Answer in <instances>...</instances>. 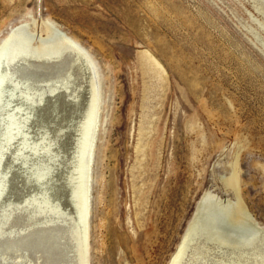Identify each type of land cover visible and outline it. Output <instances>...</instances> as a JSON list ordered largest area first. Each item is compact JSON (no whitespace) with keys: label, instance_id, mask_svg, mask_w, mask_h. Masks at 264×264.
<instances>
[{"label":"rangeland","instance_id":"obj_1","mask_svg":"<svg viewBox=\"0 0 264 264\" xmlns=\"http://www.w3.org/2000/svg\"><path fill=\"white\" fill-rule=\"evenodd\" d=\"M64 33L102 92L86 258L69 176L91 72L69 50H25ZM4 43L14 104L35 105L26 131L52 153L8 145L0 264H169L196 217L181 264H264L249 249L264 228V0H0ZM36 163L52 165L42 182Z\"/></svg>","mask_w":264,"mask_h":264},{"label":"bare ground","instance_id":"obj_2","mask_svg":"<svg viewBox=\"0 0 264 264\" xmlns=\"http://www.w3.org/2000/svg\"><path fill=\"white\" fill-rule=\"evenodd\" d=\"M58 36L61 42L51 47H47V48L45 47L40 49L32 48L30 50L29 49L27 50V48H25V50L28 54L34 53V55H40L43 57H50L56 52L57 53L64 52L65 54V52L69 50L68 53L72 52L76 57V60L74 61L73 65H76V63L80 64L81 62H85V64L88 67L87 70L89 69L91 72V80H90L91 95L85 114H83L84 117L79 125V130H78L79 136L78 139H76L77 142L75 141L76 151L74 150V154H75L74 165L69 176V183L71 185V191H70L71 199H72L71 201H73L75 207L74 218L76 221V226L79 230L78 244L81 248L82 255L86 258L88 256L89 247H90L89 239H90V219H91V210H92L93 164L95 159L96 142L98 137L99 125H100V113L102 109V92L100 89V81H99L96 65L92 60V58L89 56V54L79 44H77V42L74 39H72L65 33ZM7 51H8L7 44L5 43L2 44L0 46V110L8 109V112L6 111L7 117L2 118L5 124V131L2 134L3 139L2 142L0 143V199L2 198L7 187V183H6L7 174L2 171V166H3L4 158L6 156V151L8 150V145L11 142H13L16 138H18L21 135L24 137V140L21 143L22 147L19 148L17 157L23 156L24 150L27 148H30L35 154H39L40 152L49 153V154L52 153L51 143L44 142L46 138H44L43 141L41 142H34V141L31 142L29 138L30 135L26 131V128L28 127L29 121L31 122V117H32L31 109L35 105L32 102H28L25 100L24 103L21 105L14 104L15 99L19 96L18 95L19 91L16 86L10 85L8 83V75L4 67ZM26 158H28L27 155ZM51 159H53V157H51ZM31 160H33V158ZM51 166L49 164H46L45 166H37L35 168L34 175L38 182H42L46 178V176L50 173L52 169ZM40 195L42 196L43 199L42 204H45V206L52 207L53 210L59 209L60 203H54V200L51 198L47 189H45V191L43 192H40ZM197 220L198 217H196L194 221L190 223V226L188 227L176 253L174 254L169 264L182 263V260L187 255L188 249L194 242L197 232V226H196ZM255 227L256 228L253 227L255 229L254 235H258L260 241L249 249L252 251L251 255H253V257L254 256L258 257L260 254H258V251L256 249L259 248L260 246H264V228L258 226Z\"/></svg>","mask_w":264,"mask_h":264}]
</instances>
